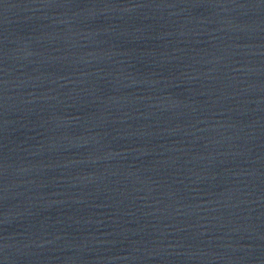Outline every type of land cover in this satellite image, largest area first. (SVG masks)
<instances>
[{"label":"water","instance_id":"95a60500","mask_svg":"<svg viewBox=\"0 0 264 264\" xmlns=\"http://www.w3.org/2000/svg\"><path fill=\"white\" fill-rule=\"evenodd\" d=\"M0 264H264V0H0Z\"/></svg>","mask_w":264,"mask_h":264}]
</instances>
